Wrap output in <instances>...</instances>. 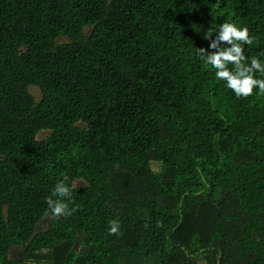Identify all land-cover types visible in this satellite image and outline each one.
<instances>
[{
    "label": "trees",
    "instance_id": "trees-1",
    "mask_svg": "<svg viewBox=\"0 0 264 264\" xmlns=\"http://www.w3.org/2000/svg\"><path fill=\"white\" fill-rule=\"evenodd\" d=\"M224 22L264 63V0H0V264H264V93L197 54Z\"/></svg>",
    "mask_w": 264,
    "mask_h": 264
},
{
    "label": "clouds",
    "instance_id": "clouds-1",
    "mask_svg": "<svg viewBox=\"0 0 264 264\" xmlns=\"http://www.w3.org/2000/svg\"><path fill=\"white\" fill-rule=\"evenodd\" d=\"M213 34L215 39L213 40ZM205 40L210 41L208 48H197V54L207 64L215 69V77L226 82L237 98H247L254 94V89L264 93V79L256 78V72L264 75V63L257 57H252L248 63V57L244 53V45H252L256 37L250 34L248 27H238L235 23L224 22L219 30L211 28L204 35ZM225 46H221V45ZM231 65V68L229 67ZM68 178L58 182L52 192V196L46 198L48 209L53 217L70 216L76 209L69 208L64 202L70 198L72 190L67 184ZM53 197H58L53 199ZM46 214H48L46 212ZM109 233L119 235L120 224L116 220L109 222Z\"/></svg>",
    "mask_w": 264,
    "mask_h": 264
},
{
    "label": "rangeland",
    "instance_id": "rangeland-1",
    "mask_svg": "<svg viewBox=\"0 0 264 264\" xmlns=\"http://www.w3.org/2000/svg\"><path fill=\"white\" fill-rule=\"evenodd\" d=\"M65 41L66 40L63 39V38H61L59 40L60 43L61 42H65ZM29 91H30L31 95L34 97V99L36 101H38L40 99V93H39V91L36 88H30ZM47 134H48V132H45V131L41 132L38 135L37 139L38 140L44 139L47 136ZM152 168H153L154 171H159V166L157 164H152ZM82 185H83L82 181H78V182L75 183V186H82ZM193 199H194L193 200L194 202H192V204L194 203L196 205H199L203 201V197H201V196H198L197 198L195 197ZM198 264H210L208 259H207V255L200 256L199 259H198Z\"/></svg>",
    "mask_w": 264,
    "mask_h": 264
}]
</instances>
